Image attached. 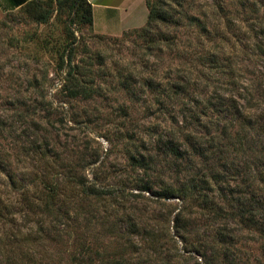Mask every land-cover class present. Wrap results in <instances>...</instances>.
Segmentation results:
<instances>
[{
	"label": "trees",
	"instance_id": "obj_1",
	"mask_svg": "<svg viewBox=\"0 0 264 264\" xmlns=\"http://www.w3.org/2000/svg\"><path fill=\"white\" fill-rule=\"evenodd\" d=\"M41 1H22L15 11L42 24L48 23L54 12L67 14L70 26L92 29L93 7L88 0H46L51 9L45 12ZM247 3L241 2L243 11L251 9ZM146 4L147 22L134 30L145 40L147 49L178 64L168 67L158 80L145 79L142 93L152 95L156 112L166 114L164 120L170 126H148L144 131L148 139L128 131L126 176H114L118 180L113 182L107 175L100 182L97 169L102 165L96 168L93 180L83 174L91 164L84 147L67 139L64 147L73 158L69 160L50 148L48 127H54L51 117L58 107L46 96H42L44 106L27 107L18 118L0 120V248L10 256L20 241L47 236L69 244L73 264L180 263L183 256L170 226L159 230L143 221L139 215L145 216L147 207H139L142 201L170 207L167 202L177 201L170 212L174 213V232L185 244L182 250L195 255V262L200 258V264H212L211 255L219 252L228 259L239 243L237 232L257 233L264 240V109L260 107L264 91L259 97L251 95L249 104L246 93L229 88L237 82L232 79V60L221 58L222 44L227 41L221 28V4L213 10L212 21L206 15L190 16L186 0H146ZM70 26L64 32L67 40L55 51L57 66L68 69L59 91L72 99L102 97L101 87L85 69L92 62H75L80 42L76 45ZM227 28L232 31L234 26ZM186 30L192 31L183 40ZM224 77L227 82H223ZM125 80L118 85L131 91L128 78ZM14 108L19 112L20 108ZM62 115L56 123H64ZM23 127L34 129L36 137L22 132ZM17 150V155L30 161V167L21 172L13 169L8 154ZM241 156L248 160L242 161ZM87 206L93 210H86ZM88 214L89 224L110 227L116 238L113 243L97 244L81 232L77 221ZM200 224L207 228L206 240L193 238V227ZM161 238L171 239L170 251L163 252ZM173 246L176 254H172ZM0 257V264H15L9 256Z\"/></svg>",
	"mask_w": 264,
	"mask_h": 264
},
{
	"label": "rangeland",
	"instance_id": "obj_2",
	"mask_svg": "<svg viewBox=\"0 0 264 264\" xmlns=\"http://www.w3.org/2000/svg\"><path fill=\"white\" fill-rule=\"evenodd\" d=\"M4 1L8 3V0ZM243 1L186 0V9L190 16L206 15V19L212 21L213 10L216 5L221 4L223 14L221 28L227 38L222 44L221 58L232 60L235 70L232 79L237 82L235 86L229 88H234L244 95L246 93L250 104L251 95L259 97L264 91V0H248L247 5L251 9L246 11L240 6ZM46 2V0L41 1L43 12L51 9ZM7 7L10 9V6ZM253 9L258 10V14L251 13ZM14 12L10 15L0 8V120L5 117L18 118L27 107H35L37 104L44 106L42 96H46L47 101L58 107V112L53 111L54 117H51L54 127H48L50 148L69 160L72 158V153L64 147L67 139L84 147L83 153L90 155L91 164L83 174L89 180L94 179L93 174L101 165L103 168L97 169L98 176H101L100 182H103L107 175L112 176L113 182L118 180L114 176H122V174L126 176L128 160L125 135L128 131L132 130L134 133H130L135 136L148 139L144 132L148 126L155 124L159 129L170 126V123L164 120L167 119V115L156 112L157 106L153 105L150 99L152 95H143L141 84L149 78L158 80L168 67H176L178 62L167 55L158 57L157 53L147 49L145 40L136 30L127 31L119 37L108 40L93 33L87 26H70L67 23V14L54 12L48 23L42 24L31 15ZM230 24L234 26L232 31L227 28ZM68 26L74 30L76 45L80 42L75 62L84 65L92 62V65H86L85 69L88 76H93L96 86L101 87L102 97L98 96L90 100L72 99L59 91L68 69L57 66L55 51L60 43L67 40L64 32ZM161 26L165 29L164 25ZM191 31L189 30L188 33L186 30V35L181 38L185 40ZM127 78L131 91L124 90L118 85L120 82H126ZM227 80L228 78L224 77L223 82ZM246 89L249 93L245 92ZM241 103L246 105L244 100ZM178 106L176 105L174 109L176 112ZM14 107L20 108L19 112ZM260 107L264 109V103H261ZM60 115L64 123H56L60 120ZM25 128H22V132L25 130L26 135L36 137L34 129ZM174 128L178 129L177 126ZM261 141L264 143V138ZM19 152L9 151L8 154L13 169L21 172L30 167V161L21 154L17 155ZM241 160H248V157L241 156ZM101 171L102 174H99ZM167 203L172 204L171 207L156 201H142L138 205L141 209L147 207V212L144 213L145 216L139 213L138 215L143 221L159 230L170 226L171 235L177 239L176 246L181 249L180 254L183 256V261L173 264L202 263L200 258L195 262V255L182 250L185 244L176 236L173 229L174 213L170 214L177 201ZM85 208L93 210L88 206ZM90 217L91 214H88L86 219L83 217L77 221L81 226V232L89 235V238L97 244L113 243L116 238L112 236L110 227L98 222H93L91 225L87 220ZM167 218L170 219L169 223L166 221ZM236 234L239 243L234 248L233 254L228 259L223 257L222 252L217 256L211 255L212 264H264L262 247L264 240H260L259 234L247 231ZM207 235L206 226L200 224L193 227L194 240L199 236L206 240ZM46 237L26 243L20 241L13 247V256L0 248V256L4 254L6 257H11L15 264H73L69 244L65 241H51ZM170 240L160 239L164 253L170 251V245L173 244ZM176 253L174 248L172 254ZM5 262L4 258L2 263ZM152 264H162V262L157 261Z\"/></svg>",
	"mask_w": 264,
	"mask_h": 264
},
{
	"label": "crops",
	"instance_id": "obj_3",
	"mask_svg": "<svg viewBox=\"0 0 264 264\" xmlns=\"http://www.w3.org/2000/svg\"><path fill=\"white\" fill-rule=\"evenodd\" d=\"M93 7V26L95 34L119 37L125 32L139 29L148 19L146 0H88ZM21 0H0L4 12H13ZM7 6H10L8 9Z\"/></svg>",
	"mask_w": 264,
	"mask_h": 264
}]
</instances>
